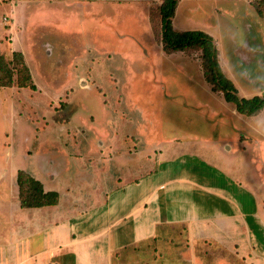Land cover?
Masks as SVG:
<instances>
[{"label":"crops","instance_id":"1","mask_svg":"<svg viewBox=\"0 0 264 264\" xmlns=\"http://www.w3.org/2000/svg\"><path fill=\"white\" fill-rule=\"evenodd\" d=\"M64 1L69 4L64 5V21L70 25L77 22L79 28L85 29V16L94 15L99 8H109L117 21L107 16L91 22H106L104 27L114 30L113 36L134 39L148 56L156 53L157 45L161 57L168 56L174 65L181 60L197 61L186 51H164L161 29L159 36L153 34L149 0ZM73 2L80 6L79 11ZM180 2L177 0L172 17L176 31L185 30L176 25L182 23ZM246 2L264 21V13L251 0ZM130 5L139 9L137 23L143 17V32L147 34L148 27L152 34L147 42L140 43L125 31L132 21L135 24V17H127L119 9ZM88 9L92 14L85 12ZM15 11V24L10 26L8 18H3L0 51L7 58L14 51L22 52L29 66L25 53L15 46L23 27L18 6ZM59 27L66 28L64 24ZM205 32L214 38L221 68L239 96L264 95V86L255 82L256 73H236L228 66L227 48L220 46L211 31ZM239 45L232 41V48L237 47L234 52L239 51ZM242 59L237 57L239 64L244 63ZM196 63L205 80L200 89L205 86L207 97L216 100L219 107H214L213 117L194 123L188 118H172L168 124L170 138L165 142L171 152L165 157L159 155L163 151V142L158 141L161 130L155 126L136 134L125 115L107 118L113 124L118 119L123 124L121 130H110L109 126L83 128L77 123L73 131L67 127L77 119L75 112L76 117L70 115L59 123L45 120L42 129H34L40 131L37 134H24L17 154L14 150L8 164L0 165V264H264V174L244 181L245 169L253 174L258 168L254 169L252 163L245 167L244 158L238 157L245 138L264 151V110L255 115L238 112L223 93L212 89L201 57ZM33 81L36 89L16 85L0 88L42 91L39 83ZM78 86L92 91V83L83 74ZM75 92L69 86L66 105L62 107L61 103V109L69 106ZM103 103L108 104L106 99ZM78 105L84 108L83 103ZM25 118L30 128L31 116ZM85 120L89 124L95 118L89 115ZM259 122H263L261 128ZM181 123L190 124L191 131L193 126H204L209 133H175V125ZM59 125L67 131L55 132L53 128ZM78 133L84 142L71 139ZM181 144L186 147L179 149ZM149 161H153V166H147ZM132 165L137 167L134 172ZM21 170L38 180L45 192H57V203L23 207L18 184ZM110 181L115 183L109 184Z\"/></svg>","mask_w":264,"mask_h":264},{"label":"rangeland","instance_id":"2","mask_svg":"<svg viewBox=\"0 0 264 264\" xmlns=\"http://www.w3.org/2000/svg\"><path fill=\"white\" fill-rule=\"evenodd\" d=\"M251 1L258 5L264 0ZM67 2L0 1V27H4V17L8 18L7 23L10 26L12 23L15 24L14 18L17 16L15 9L17 6L20 9L23 27L15 39V46L25 53L33 79L43 89L34 92L30 89L14 91L10 88H0V165H7L11 154H17L25 133L37 134L40 131L35 132L34 129H42L40 126L46 125L45 120L49 121L50 118V123H59L70 115L75 116V112L77 119L73 121V125L66 126L73 131V127L78 124L83 128L101 129L102 126L103 128L109 126L110 130H121L123 124L119 123L118 119L114 124L111 123L112 120L107 121L108 117L112 118L111 115L117 118L125 115L132 121L134 125L132 132L136 134L145 128L153 130L156 126L158 131L161 130L158 141L163 142L160 157H165L171 152L165 142L170 138L168 124L172 118L178 120L188 118L194 123L203 118L213 117L211 112H214V107H219V103L207 97L205 86L204 90L200 89L205 83L196 63L202 55L200 50H193L190 53L197 61L181 60L175 62V65L168 56L161 57L157 45L156 53L151 52L148 56L146 50H142L141 45L139 46L134 39L123 40L119 34L117 38L113 36L112 33L115 31L104 27L106 22L102 21V25L91 22L93 19L99 20L97 17L106 19L107 16L117 21L118 18H115V14L109 8L102 7L94 14L95 16H85V29H81L77 22L70 25L68 20L64 21L66 17L64 5H69ZM162 2L163 0L148 1V8H151L149 17L153 23V34L156 36L160 35L159 5ZM73 4L79 11L80 6L76 2ZM130 6L128 9H119L127 17L131 14L135 17V24L131 19V26L125 31L134 35L140 43L149 41L151 33L147 26L145 29L147 34L143 32V17L140 18V23H137L139 9ZM180 7L182 23L176 24L177 29L211 31L219 40L220 46L227 48L228 66L236 73L255 72V82L259 87L264 86V21L258 18L246 0H181ZM85 12L92 14L89 9ZM62 24L66 28L60 29L59 25ZM174 25L172 22V26ZM140 27L142 29H139ZM233 40L240 44L238 52L233 51L237 48H232ZM238 56L243 58L244 63H238ZM82 74L92 83V91L79 89ZM69 86L74 87L76 92L69 106L61 109L59 107L61 103L62 107L66 105L64 101L67 100L66 90ZM74 95L76 97L73 99ZM104 99L108 102L106 106L103 103ZM82 103L84 108L78 105ZM89 115H93L95 121L88 124L85 119ZM30 116L32 121L28 128L25 117ZM140 121L143 128L140 127ZM98 122H101V125ZM259 123L261 128L263 122ZM190 126L185 123L175 125V133L206 131L204 126L201 128L193 126L191 131ZM53 130L67 131L61 125ZM206 132L209 133V130ZM82 137L78 133L71 139L84 142ZM242 146V152L238 157L244 158V166L248 167L252 163L254 169L258 168L257 173L252 172L254 175L247 173V169L243 172V180L249 182L253 177L255 179L264 174V166L261 165L264 162V151L260 150V146L250 143L248 138H245ZM182 147L186 145L178 146L179 149ZM178 148L176 150H179ZM147 166H153V161H149ZM136 170L137 167L132 165L131 171Z\"/></svg>","mask_w":264,"mask_h":264},{"label":"trees","instance_id":"3","mask_svg":"<svg viewBox=\"0 0 264 264\" xmlns=\"http://www.w3.org/2000/svg\"><path fill=\"white\" fill-rule=\"evenodd\" d=\"M253 2V1H252ZM177 0H163L159 5L160 29L163 49L167 53L193 50L201 51L202 68L206 80L212 89L221 92L228 102L236 105L241 114L255 115L264 110V95L252 98L239 96L237 88L231 79L223 72L219 63V53L214 38L201 30L176 31L172 26ZM261 13H264V1L253 4ZM16 85L19 88L29 87L36 89L29 66L20 51H14L11 58H7L0 51V87ZM20 199L23 207H40L56 204L59 198L57 192H45L42 184L27 172L18 173Z\"/></svg>","mask_w":264,"mask_h":264},{"label":"built area","instance_id":"4","mask_svg":"<svg viewBox=\"0 0 264 264\" xmlns=\"http://www.w3.org/2000/svg\"><path fill=\"white\" fill-rule=\"evenodd\" d=\"M4 20L7 21V17H5Z\"/></svg>","mask_w":264,"mask_h":264}]
</instances>
